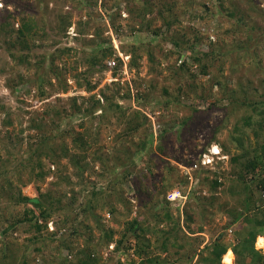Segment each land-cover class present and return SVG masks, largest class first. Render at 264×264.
<instances>
[{"label":"rangeland","instance_id":"1","mask_svg":"<svg viewBox=\"0 0 264 264\" xmlns=\"http://www.w3.org/2000/svg\"><path fill=\"white\" fill-rule=\"evenodd\" d=\"M97 1V5L95 4L96 0H93V6L87 7L85 5V7L84 4L88 0H10L7 10L12 13L16 28L19 27L20 17L23 14L37 20L44 27L39 31L41 33L40 37L35 36V42L33 41L31 44V57L33 60L44 54V61L47 66L50 64L53 51L58 47L71 45L72 47L81 48L77 52L56 59V64L62 69L63 77L67 80L69 89L68 92L59 94L63 100L61 104L55 103L57 102L56 95L49 101L54 102L56 108L66 106L70 113L62 119L61 126L58 129L56 128V132L72 127L75 132L76 129L82 130L83 128L79 124L83 120H85L84 130L87 129L93 137H95L94 134L97 131H100L96 143L89 150L90 156L87 160H91L94 151L99 149H102L104 155L116 158L118 155H123V147L135 150L140 140H143L144 134L152 133L146 148L136 158V165L131 167L134 176L138 177L140 169L144 170L145 165L153 167L151 169L157 178L154 183L158 186L167 184L169 178L171 182H174L177 181L179 176L189 175L185 182L180 186L178 185L179 188L175 187L170 190V193L180 190L183 197L171 200L169 206L174 216L180 215L183 227V230L176 234L179 237L177 244L178 246L184 243L186 245L178 250L180 255L173 253L174 251L166 253L171 259L176 256H183V261L180 263L187 264L186 260L191 257L189 255L196 250L198 252L203 249L202 246L206 241L213 242L223 230L227 231L225 225L228 224L231 218L228 211L234 209L239 204V200L243 199L245 195L243 185L229 173L230 156H227L223 163H219L217 166L214 165L212 172H203L197 179L193 174V168L186 166V160L195 161L202 150H207L213 144H219L223 149L227 147L229 153L237 152L239 149L235 147L230 139V133L235 126L247 132L248 141L245 138L247 145L255 146L256 137L252 128L256 127L255 121L259 120V114L246 104L248 102L243 96H248V101L264 100V0H223L225 8L220 6L218 0H192L198 3V10L196 11L204 15V18H195L193 21L190 20L191 11L184 14L188 0H150L149 5L152 6L153 12L146 14L144 19L138 17L137 21L132 18L131 13L126 9L137 8L138 4L135 0ZM174 1L177 5L171 13L178 16L180 21L168 27L165 19L170 17V13L165 10L164 6ZM117 2H119V7L122 10L119 17L115 15L116 5L118 6V4L115 5L114 3ZM145 2L146 0H141L140 4ZM204 3L208 5L209 11L206 10ZM236 6L241 12L238 11L235 17H231L230 13L233 12ZM7 10L5 9V0H0V19L8 13ZM64 14L71 16L72 25L62 35L59 33L61 36L58 38L62 41L59 40L60 42L55 43V40H57V38H54L55 32H57L56 21L60 15ZM240 15H245L243 21H237ZM141 20L144 21L143 28H138L136 23ZM134 25H136V28H133ZM237 25H240L241 28ZM80 29H83V34H81ZM100 32L102 39L110 38L112 40L117 50L116 54L120 58L123 57L121 58L123 64L119 67L120 70L117 71L113 69L112 72H109V67L104 66L102 70L97 69L92 71L93 74H91L85 63L87 57L85 50L92 52L95 44L83 46L89 41L100 43L99 39L95 38L96 33ZM2 35L0 34V37ZM6 38V35L4 38H0V42H4ZM174 40H177L185 49H188V52H184L183 58L185 59L187 56L190 59V66L194 64L191 60L190 45H194V52L197 54L216 51L218 54L213 55L212 58L217 59L214 65L210 67V73L200 76L196 81L188 78L185 74L172 78L170 66L175 63L180 64L178 53L168 56L176 48ZM124 43L140 46L142 56L139 57V53H137V66L131 64L134 57L133 53L129 51L125 53L121 49V44ZM11 51L18 55L20 53L19 47L10 49L9 45L7 47L5 45L0 46V103L7 105V109L0 116V140L7 143H12L13 138L14 142L17 139L19 140L21 129L26 130L27 133L28 119L36 115L37 111L43 109L42 102L33 98L34 92L29 93L30 83L19 84L15 93L9 86V83H13V80L20 83L17 79L18 74L23 73L25 78H28V76L35 73V70L30 67L25 68L16 65V61L11 56ZM149 51H153V59L150 58ZM119 53L123 55L121 56ZM103 65H107V63L104 62ZM152 65L155 67L153 71L151 69ZM192 67L195 71H198L196 65ZM78 74L82 75V83H84L83 77L85 76L93 82H98L96 90L93 91L98 98L103 94L102 91L111 98L112 94L117 93L114 96L116 98L114 102L120 101L124 106L141 108L149 114L148 116H151V119L146 126L147 129L143 127L142 131L129 136V139L124 141L119 137V134L122 133L125 126L117 120V116L113 113L109 114V118L106 117L105 121L100 122L97 120L94 125L87 120L88 117H84L79 113L73 114L68 98L72 96L89 98L92 94L85 87H79ZM114 77L118 79L112 81ZM52 82L56 85L58 83L55 78ZM194 83H196V87L199 86L197 93L204 92L207 97L206 100H197L195 94L187 99L185 93L190 89L189 85ZM151 84H154V88ZM164 87L168 88L172 99L181 95L182 101L188 104L183 105V103L171 101L168 105H164L165 98H169L168 95L164 94ZM180 87L181 90H179ZM118 90H120V93ZM127 91L131 94L130 99L123 98L122 94ZM227 94L230 97H238L234 105L229 108L230 98H226ZM80 100L78 101L80 102ZM210 103L216 105L209 107ZM153 105H156V107H153ZM222 107H226V109ZM230 108H232V112L228 117L227 127L221 128V120L225 114L229 113ZM7 110L13 112L11 118L14 124L11 126H5L3 123ZM98 113L100 111L95 114ZM249 115H253V121L252 124L246 125L244 118ZM183 119L185 120L183 121ZM218 126V130L215 131ZM165 128H167L166 137L162 139ZM66 140L71 143L70 137H67ZM10 147L14 151L19 150L17 143L16 145L15 143L10 144ZM0 154L7 157L6 151L1 147ZM9 157L11 168H15L16 156ZM67 161L63 159L61 170L58 171L55 168V172H52L44 181L27 182L26 185L22 186L20 180L15 178L16 185L21 187L23 195L29 197H35L38 194V188L43 191L53 190L55 195L65 196L64 201H68V197L73 195L72 190L77 193L78 202L74 205L73 211L67 210L58 214L54 213L48 221L49 231L57 232L51 236L54 242L50 240L51 237H46L47 240H44L43 243H31L32 234L25 232L22 227L19 230L12 231V235H7L6 239L16 241L19 245L17 248L23 244H29L28 258L33 264H77L78 259L84 256L82 253L87 250L95 251V255L100 259L99 264H113L117 262L120 255L114 251L116 243L112 242L108 247L104 246L101 240L99 241L102 233L94 218L80 213L79 210L82 208L83 201L90 197L91 189L94 188V183L91 182H99L97 188L106 189L110 180L99 175L101 171L100 162L94 163V168L85 171L82 181L80 180L81 177L77 176L76 169ZM109 162L113 165L109 177L113 176V181L116 183L114 190L121 192L117 194L131 201L132 211L128 212L122 203H117V211L113 214L109 210L110 204L103 206L101 198H97V206L93 207L92 211L99 216V221L105 228L115 231L114 239L116 240L120 237L121 231L124 230L127 219H131L142 212H145V217L150 221H154V218H152L153 215L148 208L140 205L131 182L125 181L123 184H117L129 166L115 167L116 160L114 159H109ZM171 165L178 168L168 174V167ZM207 174L211 176L209 179L205 177ZM29 175L30 169L27 167L22 170L21 179L25 182L28 180ZM168 175H170L169 178H167ZM162 176H166L164 181L160 180ZM66 177L70 178V183L67 182ZM217 177L223 181V185L215 192L217 198L212 206L209 204L211 194L208 189L211 186V181ZM163 196L165 195L163 194ZM116 200L118 199L115 194L108 198V201H112V204ZM259 203L261 206L264 205V200H260ZM7 205L2 201L0 212H2V209L6 210L12 215V219H15L16 214L22 212L24 208L15 205L5 209ZM186 210L191 214L193 221H186ZM158 211L161 210L158 209ZM203 213L207 215L206 218H203ZM68 214L69 221L61 227V219ZM261 217L263 218L264 215L261 214ZM241 224L239 231L246 234L250 229L249 224L244 220ZM200 225H203L201 232L206 233L207 236L201 232L191 233L193 229H197ZM169 226V222H163L160 225V227L165 228ZM74 228H77L78 233L72 235L71 232ZM62 236L73 240L72 250L59 249L57 240ZM152 240L155 241V238L152 237ZM112 245H114V248ZM37 247H41L42 251H38ZM175 249H178L177 246L173 250ZM166 254L163 253V255ZM121 259L124 260L126 257L121 256ZM197 261L198 255L193 257V264H196Z\"/></svg>","mask_w":264,"mask_h":264},{"label":"trees","instance_id":"2","mask_svg":"<svg viewBox=\"0 0 264 264\" xmlns=\"http://www.w3.org/2000/svg\"><path fill=\"white\" fill-rule=\"evenodd\" d=\"M92 1L93 0H88V2H85L84 6H93L94 4ZM140 1L141 0H135V2L138 4L137 8H126L128 12L131 13L132 18H134L135 21H137L138 17L144 19L146 14L153 12L152 6L150 7L149 5L150 0H146V2L142 4H140ZM176 1L164 6L165 10L170 13V17L165 19L168 27H171L173 23L180 21L178 16H174L171 13L177 5ZM218 1L220 6L225 8L224 1ZM9 2L10 0H5L6 10L7 6H9ZM97 2L98 1L96 0V5ZM114 4H118V6L116 5L115 15H118L119 17L122 14L121 7H119V2ZM197 4L198 3H196V1L188 0L185 5L184 14L191 11V21H193L195 18H204V15L201 12L196 11L198 10ZM204 6L206 7L207 11L210 10L206 3H204ZM238 11L240 10L236 6L233 12L230 13V16L235 17ZM160 12L163 14L162 11ZM244 17L245 15L238 16L237 21H243ZM13 20L14 18L12 19V13L10 11L7 14H4L2 19H0V34H3L0 38H4L5 35L7 36V38L4 39V42H0V46L2 47V45H5V47H7L9 45L10 49L19 47V55L11 51V56L13 60L16 61V65L24 66L25 68L30 67L35 70V73L28 76V78H25L23 73L18 74L17 79H19L20 83L16 82V80H13V83H9V86L15 93L19 84L30 83L31 89L29 90V93H31V91L34 92L33 98L42 102L43 109L42 111H37L36 115L28 119V132L26 133V130L21 129V136L19 140L17 139L14 142L13 138L12 143H7L4 140H0V147L1 149H4L7 154V157L0 154V207L2 201L8 204L5 209H9V206L15 205L24 207L22 212L16 214L17 216L15 219H12V215L9 212H6L4 209H2V212H0V264H33L28 258V250L30 248L29 244H23L21 247L17 248L19 245L16 241L6 239L7 235H12V231L14 232L22 227L25 232L32 234L31 243H43L44 240H47L46 237H51L57 233L54 231L50 232L48 229V221L53 216V214H58L59 212L62 213L67 210L73 211L74 205L78 202L77 193H75L74 190H72L73 195L68 197V201H64L65 196H57L55 195V192L50 189L43 191L38 188V194L35 197H29L23 195L21 187L16 185L15 182V178H17L20 180L21 185L24 186L27 182L30 183L33 181H44L46 177H48L52 172H55V168H57L58 171L61 170L60 167L63 159L68 160L67 163L76 169V174L77 176L81 177L80 180L82 181L84 179L83 175L85 171L90 168H94V163L100 162L101 171L99 172V175H102L107 179L109 178L110 180L108 188L106 189L97 188V184L99 182H91L94 183V188L90 191L91 198L89 197L83 201L82 208L79 210L81 211L80 213H84V215L87 216L90 215L94 218L99 230L102 233L100 235L99 241L101 240L104 246L108 247L112 242L116 243L114 251L120 255L117 259V262L113 264H181L180 262L183 261V256H176L171 259L167 255L171 251H174L173 253L180 255L178 250L186 245L185 243L179 246L177 244L179 237L176 234L182 231L183 227L181 225L180 215L174 216V213L170 211L169 206L171 200L168 199V194L171 192L170 190L174 189L175 187L179 188V186L188 179L189 175L185 174L183 176H179V178L177 177V181L174 182H171L169 178L170 175H168V183L158 186L154 183L157 178L154 171L151 169L153 167L151 165H145L144 170H142V168L140 169L141 171L138 177L134 176V172L132 171L131 167L136 165V158H138L146 148L148 142L151 139L150 136H152V133L144 134L143 140H140L139 144H137L135 147V150H131L128 147H123V155H118L116 158L104 155L102 153V149H99L94 151L91 160H87V158L90 156L89 150L92 149L93 144L96 143L100 131H97L94 134L95 137H93L92 134L87 131V129L84 130L85 120H83V122L79 124V126L83 128L82 130L76 129L75 132L72 127L56 132V130L61 126L60 122L62 119L70 113L68 112L66 106L56 108L54 102L49 101L54 95H56L55 99L57 102L55 103L61 104L63 100L59 94H64L68 92L69 89L68 82L63 77L62 69H60L59 65L56 64V59H61L63 55L77 52L81 48L72 47L71 45L58 47L53 51L50 64L46 66L44 54H41L40 57L37 59L35 58V60H33L31 57V44L35 40L34 37L37 35V37H40L41 33H39V31L44 29V27L41 26L37 20L27 17L25 14L21 15L20 17L21 22L19 27H15ZM56 22L57 32H55L54 38H57L55 43H58L62 41L58 37L66 32L72 25L71 16L69 14L60 15ZM136 24L138 28H143L144 21L141 20ZM134 26L135 27L133 28H136V25ZM237 26L241 28L240 25ZM80 31L81 34H83V29H80ZM95 36V38L99 39L98 41H100V43H91L89 41L83 46H92L95 44L92 52L84 49L85 53H87L85 63L90 69V73L93 74L92 71L97 69L102 70V67L107 66L103 65L104 62L107 63L109 59H114L116 61L114 69L117 71L123 64V61L116 54L117 50L114 47L112 40L110 38L102 39L101 32L96 33ZM195 38L199 40L198 37L195 36ZM174 41L176 48L174 51H171L168 56L173 53H178L180 64L178 65L175 63L170 66L172 78L185 74L188 76V78L196 81L200 76L210 73V67L214 65L217 59H215V57L212 58L213 55L218 54L216 51H211V53L206 52L197 54L194 52V45H190L189 50L192 58L191 60L193 61L192 64L194 63L193 65H196L198 68V71H195L192 67L193 65H189L190 59L187 56L185 59L183 58L184 52H188V49H185L177 40ZM139 47L134 44H121V49L125 53L128 51L133 53L134 57L131 62L132 66H137V53H139V57L142 56ZM149 54L150 58L153 59V51H149ZM154 68L155 67L152 65V71ZM53 78L58 81L57 85L52 82ZM81 79L82 75L78 74L77 82L79 87H85V89L88 92H92V94L89 98L83 96H80V98L78 96H72L68 98V103L73 110V114L79 113L84 117H88L87 120H89L92 125H94L97 120L100 122L105 121V118L107 117L108 119L109 114L113 113L117 116V120L122 122L125 126V129L122 131V133L119 134V137L124 139V141H127L129 136L142 131L143 127L146 128L148 122H150L151 119L148 116L149 114H147L141 108L137 109L132 108L131 106H124L122 103H120V101L114 102V100H116L114 96L117 93L112 94L113 96L111 98L107 96L104 91H102L103 94L98 98L96 94L93 93V91L97 88L98 82H93L86 76L83 77L84 83H82ZM151 86L154 88V84H151ZM198 87L199 86L196 87V83L189 85L190 89L187 93H185L187 99L193 94H195L197 100L207 99L204 92L199 94L197 93ZM179 90H181V87ZM119 91L120 90H118V92ZM163 91L164 94L168 95L169 97L165 98L166 102L164 105H168L171 101H177L178 103H183V105L188 104L182 101L181 95H178L172 99V96L169 95V90L167 87H164ZM122 95L123 98H131V94L128 91ZM226 98H230L228 108L231 105H234L235 101L238 100V97H230L228 94L226 95ZM243 98L246 100V102H248L246 104L249 105L254 112L259 114V120L255 121L256 127L252 128V131L256 137L255 146L247 145L248 143L245 141V138H248L247 132L242 131V128L235 126V128H233L230 133V139L234 143L235 147L239 150L234 153H229V149L227 147L222 149L225 155L230 156L229 173L234 179L240 182L245 189L244 198L239 200V204L236 205L234 209H230L228 211L231 218L229 219L228 224L225 225V229H227V231L223 230L210 245H206L202 249L206 252L205 256V252L202 250L198 252L196 250L193 252V254L189 255L191 257H188L190 259L186 260L187 264H193V257L196 255H198V261L196 264H200V262H202L201 260H203L205 264H216L217 262H220L222 256L230 247L233 248L234 253L236 254V261L238 264H245L250 258V264H264V255L260 250H257L254 247L256 237L258 234H260L262 229H264V217L260 218L261 214L264 215V205L261 206L259 203L260 200H264V100L248 101L249 97L246 95H244ZM79 99H81L80 102L78 101ZM214 105L216 104L210 103L209 107ZM6 106L7 105H2L0 103V116L2 112L7 109ZM153 107H156V105H153ZM222 108L226 109V107ZM231 109L232 108H230V111L227 115L225 114L223 116L221 120L222 122L220 123L221 128L227 127L229 121L228 117L232 112ZM97 111H100V113L95 114ZM12 114L13 112H10L9 110L5 112V118L3 121L5 126H11L14 124V121L11 118ZM252 118L253 115L246 116V118H244V123L246 125L252 124ZM184 120L185 119H183V121ZM218 128L219 126L215 128V131H217ZM166 131L167 128H165L163 131L164 134L161 137L162 139L166 137ZM67 137L71 138V143L66 140ZM14 143L15 145L16 143L19 145L18 151L11 149L10 144ZM159 148L162 150L161 146H159ZM206 151L207 150H202L197 155L195 161L186 160V166H191L193 168V174L196 179L199 178L203 172L210 173L213 171V167L194 166L197 161H200L202 154ZM14 155L17 158L14 162L16 165L15 168H11V159L9 156L14 157ZM108 158L110 160H116L114 163L115 167L129 166L128 169H126L122 179H120L117 184H123L125 181L131 182L137 193V199L140 205L148 208L153 215L152 218H154V221H150L147 217H145V212H142L131 219H127L124 230L121 231L120 237L116 240L114 239L115 231L113 229L105 228L99 221V216H97L92 211L93 207L97 206V198L102 199L101 204L103 206L110 204L109 210L113 214L117 211V203H122L127 208L126 210L128 212L132 211L131 201L129 199L127 200L120 194H117L121 192L114 190V185L116 183L113 181V176L109 177L110 171L113 169V165L110 164ZM223 162L224 161L222 159L216 160L215 166ZM27 167L30 169V175L28 180L24 182L21 179V172ZM177 168L178 167H174L172 165L169 166L168 174H171L174 170H177ZM205 177L206 179H209L211 176L210 174H207ZM65 179H67V182H71L69 177H66ZM165 179L166 176H162V178H160L162 181ZM222 185L223 181L218 177L211 181V186L208 190L211 194L209 204L212 206L214 205L217 198L215 192H217V189ZM112 194H115L118 199L113 204L112 201H108V198H110ZM163 194L166 197L163 196ZM158 209L161 211H158ZM185 214L186 221H193L191 214H189L187 210ZM206 217L207 215L203 213V218ZM244 219L253 221L252 229L250 228L246 234L243 233V238L241 236L240 239L233 238V241L226 243L225 239L228 238V235L230 236L232 234L230 231L231 225L239 220L243 221ZM68 221L69 214L66 215L65 218L61 219V227H63ZM163 222H169L170 226L168 228L160 227ZM189 227L191 226L189 225ZM202 230L203 225H200L197 227V229H193L191 233L201 232ZM76 233H78L77 228H74L71 234L73 235ZM152 237L155 238V241L152 240ZM50 240L54 242L52 237ZM72 243L73 240H70L69 237L65 236H62L57 240L59 249L66 248L68 250H72ZM176 246L178 249L173 250ZM37 250L42 251L41 247H37ZM94 252H92V250L84 251L82 253L84 256L78 259L77 264H99L100 259L95 255ZM163 253L167 254L163 255ZM131 254H133V256H131ZM121 256H125L126 259L122 260Z\"/></svg>","mask_w":264,"mask_h":264},{"label":"crops","instance_id":"3","mask_svg":"<svg viewBox=\"0 0 264 264\" xmlns=\"http://www.w3.org/2000/svg\"><path fill=\"white\" fill-rule=\"evenodd\" d=\"M250 215V214H249ZM249 217V216H248ZM260 218H262L261 216H260ZM244 221H247L248 222V224H249V227L252 229V227H253V221H248V219H244ZM243 221H241V220H239V221H237V222H235L233 225H231V228H230V230H231V232L233 233V237L230 235H228L229 237L228 238H226L225 239V242L226 243H230L231 241H233V238H237V239H240L241 237L243 238V236L244 235H242L243 233L242 232H240L239 231V229H241V223H242ZM238 230V231H237ZM199 231V230H198ZM202 234H204V235H206L207 236V234L206 233H203V232H201ZM241 236V237H240ZM260 239H262V243L260 244L259 243V240ZM212 242H208V241H206L205 242V244L202 246V248H204L206 245H210ZM254 247L257 249V250H260L261 251V253L264 255V229H262V231L260 232V234H258V236L256 237V241H255V244H254ZM202 250V249H201ZM228 251H231V253H232V255H233V259L232 260H230V261H226V260H224V256H225V254L228 252ZM204 252H205V250H204ZM226 253L222 256V258H221V260H220V262H217L216 264H238L237 263V257H236V254L234 253V250H233V248L232 247H230V248H228V250L226 251ZM206 255V252L204 253V256ZM251 259V258H250ZM250 259H248L247 261H246V263L245 264H250ZM202 262H200V264H205L204 262H203V260H201Z\"/></svg>","mask_w":264,"mask_h":264},{"label":"built area","instance_id":"4","mask_svg":"<svg viewBox=\"0 0 264 264\" xmlns=\"http://www.w3.org/2000/svg\"><path fill=\"white\" fill-rule=\"evenodd\" d=\"M121 56H122V54H121ZM115 65H116V61L114 59H109L107 61V66L109 67V72L115 68ZM115 79L116 78H112V80H115ZM214 152L217 153V152H219V150L216 149V150H214ZM223 157H227V156L224 155ZM215 161H216V159L214 158V156H212V154L205 152L202 154L200 161H197V163H195L194 166L195 167H198V166L209 167V166L213 165V163ZM180 196H182V194H181L180 190H178L177 192H172L169 196V199L175 200L177 197H180Z\"/></svg>","mask_w":264,"mask_h":264},{"label":"clouds","instance_id":"5","mask_svg":"<svg viewBox=\"0 0 264 264\" xmlns=\"http://www.w3.org/2000/svg\"><path fill=\"white\" fill-rule=\"evenodd\" d=\"M119 54H122V53H119ZM122 55H123V54H122ZM121 58H123V57H121ZM112 71H113V70H112ZM112 71H111V72H112ZM114 78L118 79L117 77H114ZM116 79H115V80H116ZM112 81H114V80H112ZM150 117H151V116H150ZM216 149H218L219 152L215 153L214 150H216ZM206 152L212 154V156H214V158H215L216 160H220V159L225 160V159H227V157H223L225 154H224L223 149L221 148V146H219V144H213L211 147H208ZM204 153H205V152H204ZM226 156H227V155H226ZM214 165H215V162L213 163V165H211V166H209V167H213ZM170 194H171V193L168 194V199H169ZM181 197H183V195L180 196V197H177L176 199H181ZM176 199H175V200H176ZM169 200H170V199H169ZM113 248H114V245H113Z\"/></svg>","mask_w":264,"mask_h":264},{"label":"bare ground","instance_id":"6","mask_svg":"<svg viewBox=\"0 0 264 264\" xmlns=\"http://www.w3.org/2000/svg\"><path fill=\"white\" fill-rule=\"evenodd\" d=\"M263 241H262V239H260L259 240V243L261 244ZM233 259V255H232V253H231V251H228L226 254H225V256H224V260H226V261H230V260H232Z\"/></svg>","mask_w":264,"mask_h":264}]
</instances>
